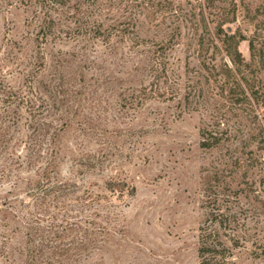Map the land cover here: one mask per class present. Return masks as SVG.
I'll use <instances>...</instances> for the list:
<instances>
[{
    "label": "rangeland",
    "instance_id": "obj_1",
    "mask_svg": "<svg viewBox=\"0 0 264 264\" xmlns=\"http://www.w3.org/2000/svg\"><path fill=\"white\" fill-rule=\"evenodd\" d=\"M97 1L0 0V264H198L205 177L221 163L243 212L232 261L264 264V0H212L231 20L225 31L254 40L255 59L247 40L238 47L257 93L249 101L230 93L224 64L232 66L214 51L215 11H204L205 0H143L154 8L132 18L134 35L87 41L81 27ZM119 1L144 13L141 0ZM160 44L168 79H156L160 94L139 104L127 89L150 81L142 64ZM10 92L25 100H7ZM39 95L43 122L58 135L51 181L76 186L80 198L89 192L88 220L103 229L82 257L70 239L64 253L39 238L60 208L37 189L51 183L41 176L50 139L38 158L24 148L39 138L27 130ZM217 130L227 133L221 143L202 148V133Z\"/></svg>",
    "mask_w": 264,
    "mask_h": 264
},
{
    "label": "trees",
    "instance_id": "obj_2",
    "mask_svg": "<svg viewBox=\"0 0 264 264\" xmlns=\"http://www.w3.org/2000/svg\"><path fill=\"white\" fill-rule=\"evenodd\" d=\"M99 1H97V7H95L92 11L93 19L90 24L86 27H81V34L87 36V41L91 39L98 40L99 38V40L101 39L103 42H106L115 36L121 39L126 33L134 35L137 28L134 25L135 23L133 24L131 22V20H133L132 18L135 15L143 17L151 16V9L154 8L155 4L152 2V6L147 9L146 7L148 6V3L142 2L143 0H141V4H139L144 13H141L142 11L133 13L130 11L132 6L123 5V8L119 7V4H122L119 0H108V2H105V5H102L103 3H98ZM126 1L128 2V0ZM133 1L138 2L139 0ZM143 5L145 6L143 7ZM93 6H96V3H94ZM138 6L139 5H136V7ZM202 8L206 12L211 10L215 11L214 14L209 12V14L216 20V26L214 27V32L212 33V41L214 44L213 48L216 53L223 55V58H226L232 66V68H229L226 64H224V72L232 77V79H230L232 81L230 93L235 94L233 96L238 94L236 97V100L238 101H249L250 98H255L257 93L253 91V87L248 83L244 73V69L248 66L243 64L244 60L238 50L239 44L242 41L247 40L251 57L255 59L257 49L254 40L246 39L238 32L231 33L229 30L225 31L223 29V26L226 23L229 24L231 22V20L227 19V16H225L224 7H217V9H215L212 0H205L202 4ZM107 20L109 21V24H106ZM203 24L205 25L204 21ZM174 45L176 46L178 44L174 43ZM165 50L166 48L162 44L156 47L154 46L151 57H149L142 64V71H145L148 74V79H150V81L146 83L139 81L137 86L127 89L129 97L138 99L139 104H142L141 101L148 100L160 94V87L156 79H161L162 76L164 79H168L166 72ZM130 62L133 67L137 66L133 63V61ZM147 86L149 88H147ZM7 98V100H15V102L17 100H19V102L20 100H25L23 97L20 99L17 93L14 92H10ZM35 100V103L29 102V111L33 112V116L31 115V119L33 117V121H31V124L27 126V130H31V134L37 135L39 138L32 141L35 143H29V148L25 146L24 148L28 154L31 152L36 155V158H38L40 157L39 151L42 145L45 141H49L50 139V153L47 159H45L46 166L43 168L41 176L45 182L51 183H48L50 185L44 186L43 183L38 182L39 187L37 186V189L38 192H40L39 194H42L47 198L48 196L52 197L54 202H58V204H60V208L57 209L58 218L56 216L51 217V223L45 227L47 235L42 236V234H39V238L44 240V242L46 239L47 242L54 244L56 249L63 246L64 253L68 251L66 248L67 246L73 245V251L75 252L77 258L82 257L83 254L87 252L86 250L91 248V245L88 247L89 244H91V235L95 231H101L103 229H101V227L95 229V227H93L94 224L88 220L91 216V212L96 210L95 208L90 211L85 209L84 203H88V200L93 201L88 196L89 192H85L84 198H80L75 196V191L70 189L71 187L76 188V186L60 181L52 183V174L54 173H52L50 169L55 166V155L58 152L56 153L53 148L54 145H56L58 135L56 131L50 133L51 124L43 122L46 120V116L43 118V111L47 108L44 106L45 100L41 98V95L37 96ZM51 100L54 104L55 102H58L55 93H51ZM65 101L66 99L63 91V99L61 97L60 101L63 107L65 106ZM224 135H227V133L218 130L203 132L202 136L206 137L203 138L200 145L205 149L214 148L221 143ZM28 137L29 135H27V140H29ZM36 145L37 149L35 150L33 148ZM226 165L227 164L221 163V166H223L221 169L215 168L214 172H209L205 177L206 181L203 204L207 213L200 228L198 264H234L232 261L231 250L232 247L237 246L241 240V237L239 235L236 236V233L238 223L240 217L243 215V212L242 210L236 209L239 204L238 193L232 189L229 183L225 182L226 177L224 176V167ZM232 173V170L228 171L229 175H232ZM50 175L51 179L49 177ZM70 196L75 197L73 205L67 206L64 205V203H60L61 199H65ZM68 212H76L77 214H80V216L71 217L70 215H65ZM82 215L85 216L83 222L81 221ZM41 222L45 221L41 220ZM71 234H73L74 238L71 237ZM65 239H70L71 242L69 244L71 245L64 243L63 241ZM228 243L230 246L227 245ZM93 248L94 247H92V249Z\"/></svg>",
    "mask_w": 264,
    "mask_h": 264
}]
</instances>
